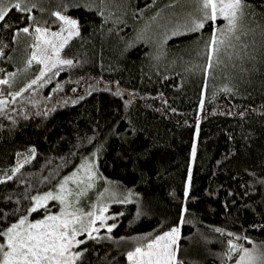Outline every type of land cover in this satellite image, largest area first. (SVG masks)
<instances>
[{"label": "trees", "instance_id": "1", "mask_svg": "<svg viewBox=\"0 0 264 264\" xmlns=\"http://www.w3.org/2000/svg\"><path fill=\"white\" fill-rule=\"evenodd\" d=\"M17 2L5 0L0 22V80L9 81L0 84V174L12 177L0 181L8 214L0 227L96 152L118 195L96 239L78 236L86 242L75 250L86 251L77 264H128V252L173 226L184 264H226L228 240L264 248V0H246L248 34L229 50L232 61L222 54L207 73L209 25L173 34L194 11L190 2L24 0L36 5L30 13L12 8ZM54 12L78 21L80 35L62 49L73 65L28 87L41 68L27 63L35 27H58Z\"/></svg>", "mask_w": 264, "mask_h": 264}, {"label": "snow or ice", "instance_id": "2", "mask_svg": "<svg viewBox=\"0 0 264 264\" xmlns=\"http://www.w3.org/2000/svg\"><path fill=\"white\" fill-rule=\"evenodd\" d=\"M196 4V15L188 13V19L185 23L177 28L175 34H184V32H199L208 24L211 28V33L205 41V55L207 63L205 72L214 69L219 64L224 63L221 55L226 56L228 61H232L233 53L229 51L236 47V43L241 42V36H246L248 33L243 31L241 22L246 15V9L250 5L246 0H194ZM3 0H0V4ZM189 0H171L170 7L173 4H188ZM36 5L28 6L24 0H20L12 5V8L21 12H31ZM9 13V9L5 6L0 8V22H4ZM251 14V13H248ZM58 21L62 22L64 27L59 32H54L51 35L60 40L61 43L57 48L52 40L45 39L48 32L47 29L35 28L38 34L36 39L38 43L35 45L37 51H34L31 58L27 61L30 66L33 61L43 64L45 71L41 72V76L33 80L28 87L36 84L38 79L43 78L47 71L56 68L60 65L72 66V59H61L60 50L74 36H79L78 22L61 12L52 13ZM31 20L33 17L28 16ZM224 21L222 25H217V21ZM7 26V25H4ZM183 28L184 32L180 29ZM67 32V36L63 33ZM20 32L29 34V27L20 29ZM236 42V43H234ZM43 43L53 49L55 60L49 66V61L52 59L47 55L48 48L41 50L40 44ZM247 48V44L242 45ZM2 55V53H0ZM237 58H239L237 54ZM234 66V65H233ZM11 75H15L14 73ZM8 80H0V84H8ZM230 91V89H225ZM17 92L15 95L19 96ZM15 99V97H13ZM3 103V101H0ZM19 171V169H16ZM12 179L11 176L8 177ZM71 177H66L64 183L60 185L59 194L47 192L43 196L32 197L35 205L26 209L27 215H18L19 209H14L11 212L12 216L16 217L15 222L8 224L7 227H0V264H77L86 250H75L86 241L77 239L78 236L87 234L90 239H96L93 233L99 232L100 228L105 227L106 219L113 217H105L106 208L100 209V214L94 212L82 213L79 208H75L69 201L68 197L73 193L66 189L65 185ZM91 179V177H89ZM92 187L91 184L88 185ZM84 194V193H80ZM59 201L64 207L59 213H48L40 220L30 221L29 216L44 208L47 210L46 201ZM72 209L71 211L69 209ZM8 214L0 210V224H3ZM87 217V223L84 222ZM97 221H100V227H96ZM184 218L181 216L179 224H184ZM115 225L107 227V232H112ZM215 231L221 232V229ZM180 227H172L169 231L161 235L155 236L150 241L141 246L135 247L133 251L127 253V259L131 264H184L179 258ZM232 236L231 233L228 234ZM245 239H247L245 237ZM228 249L225 255L228 259L233 258V254H239L238 259L234 264H264V248L254 246L252 249L244 248L242 245L237 246L232 240H228ZM251 243V241H249Z\"/></svg>", "mask_w": 264, "mask_h": 264}, {"label": "rangeland", "instance_id": "3", "mask_svg": "<svg viewBox=\"0 0 264 264\" xmlns=\"http://www.w3.org/2000/svg\"><path fill=\"white\" fill-rule=\"evenodd\" d=\"M4 2H5V0H3V3L0 4V8H3V7L6 6L4 4ZM189 2H190V6H193L192 9L196 8L194 0H190ZM189 13H192V15H195L196 14L195 9H194V11L189 12ZM64 15H66V14H64ZM66 16H68V17H70L72 19H75L77 21V19L75 17L69 16V15H66ZM37 27H39L41 29H47L48 32L45 35V39L52 40L56 44L57 48L59 47L61 41L55 39L51 34L54 33V32L61 31V29L64 27L62 22H60V25L58 27H56V28H50V27H45V26H36L35 28H37ZM177 28L178 27H176L173 30H177ZM37 35L38 34L34 30V43H33V46H32L31 55H32V53L34 51H37V48L35 47V45L38 43V41L36 39ZM63 35L67 36V32L65 31L63 33ZM40 48H41V50H43L44 48H48L47 55L52 58L49 61V66H51V63L55 60V56L53 54V49L51 47H49L48 45H45L43 43L40 44ZM30 58H31V56H30ZM60 58L61 59H68V58L63 56L62 49L60 50ZM33 62H35V61H33ZM40 66H41V68H40L38 74L34 78H32L28 83H31L33 80H36L38 77L41 76V72L45 71L44 65L40 64ZM24 87H22L20 89V91ZM193 155H194V147L192 149V160H193ZM192 160H191V165H192ZM22 162L23 161L20 160L12 168V172H13V170L17 169L22 164ZM96 162H97L96 161V152H95V154L93 153L92 155L84 156L70 172L65 174L57 182V184L55 186L50 187L48 189H45L43 191H40V192L36 193L34 195V197L43 196L47 192H52L54 195L55 194H59L60 185L62 183H64V180H65L66 177H71L72 179H70L68 181V183L65 185V187H66L67 190H69V191H71L73 193L72 196L68 197L69 201L73 204V206L75 208H79L82 213H87V212L91 211V212H94L96 215L100 214V209L101 208H106L107 211L104 212L103 215L105 217H107V212H108L109 205H110L109 202H111V199L117 198L118 192L110 184V182L108 180H104L101 177V175L99 174V171L97 169ZM191 165H190V169H189V172H188V178H187V181H186V190H188V188H189L190 174H191ZM10 175H11L10 172L4 173V174H0V181L1 180H5ZM89 177H91V179H89ZM89 184L92 185L91 188L88 187ZM80 193H84V194H80ZM45 203L47 205H49L51 203H55L57 205V208L55 210L50 209V211L47 212L46 214H48V213L57 214V213H59L60 209L64 207L63 205H61L59 203V201H55V200H49V201H46ZM34 205H35V201L33 200L31 206H34ZM69 210L71 211L72 209L70 208ZM25 215H27V214H25ZM43 217L44 216H42L40 218H30V216H29L28 218H29L30 221H36V220L42 219ZM87 219L88 218L85 217V219H84L85 223H87ZM173 227H176V226H173ZM171 228H169L168 230H166L164 232L169 231ZM164 232H162L160 234H157L156 236L161 235ZM77 239H78V237H77ZM233 243H235L238 247L241 246V244H239L237 242L233 241ZM141 245H143V244H141ZM254 246H260V245L254 244V245H251L250 247H247V246H243V247L244 248H248V249H252ZM261 248H263V247H261ZM238 255H239L238 253L237 254H233V258L230 259L229 261H227L226 264H234L235 260L238 259ZM128 264H131V262L128 261Z\"/></svg>", "mask_w": 264, "mask_h": 264}]
</instances>
